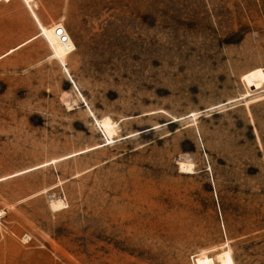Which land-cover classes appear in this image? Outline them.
I'll use <instances>...</instances> for the list:
<instances>
[{
  "label": "rangeland",
  "instance_id": "rangeland-1",
  "mask_svg": "<svg viewBox=\"0 0 264 264\" xmlns=\"http://www.w3.org/2000/svg\"><path fill=\"white\" fill-rule=\"evenodd\" d=\"M227 250L264 264V0H0V264Z\"/></svg>",
  "mask_w": 264,
  "mask_h": 264
},
{
  "label": "bare ground",
  "instance_id": "bare-ground-1",
  "mask_svg": "<svg viewBox=\"0 0 264 264\" xmlns=\"http://www.w3.org/2000/svg\"><path fill=\"white\" fill-rule=\"evenodd\" d=\"M5 1H11V0H5ZM25 1H26V3L30 4V2L33 0H25ZM34 17L37 20L41 31L33 39L38 38L40 36H45L53 48L54 56L59 58L60 61L63 64H65L68 54L72 53L75 50V45H74L73 41L71 40V38L66 44H62L59 42V39L56 36V30H57V28H59V27L63 28L64 26L62 24H60V25H56V26H52L50 28H47V27H44L40 24V22H39V20L35 14H34ZM33 39H31V40H33ZM12 51H14V49L11 50L10 52H12ZM101 124H102V129H103L104 133L108 137V140H113L114 136L116 135V131H115L114 123L112 122V120L110 118H105L104 120H102ZM182 168H185L184 165ZM222 259H223L224 264H233V260H232V257H231L229 250L223 252Z\"/></svg>",
  "mask_w": 264,
  "mask_h": 264
},
{
  "label": "built area",
  "instance_id": "built-area-1",
  "mask_svg": "<svg viewBox=\"0 0 264 264\" xmlns=\"http://www.w3.org/2000/svg\"><path fill=\"white\" fill-rule=\"evenodd\" d=\"M56 36L58 37L59 42L62 44H66L70 40L65 28L62 27L57 28Z\"/></svg>",
  "mask_w": 264,
  "mask_h": 264
}]
</instances>
